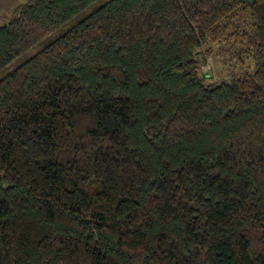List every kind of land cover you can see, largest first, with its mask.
I'll use <instances>...</instances> for the list:
<instances>
[{"label":"trees","instance_id":"obj_1","mask_svg":"<svg viewBox=\"0 0 264 264\" xmlns=\"http://www.w3.org/2000/svg\"><path fill=\"white\" fill-rule=\"evenodd\" d=\"M96 1L0 24V264H264V0H107L34 50Z\"/></svg>","mask_w":264,"mask_h":264},{"label":"rangeland","instance_id":"obj_2","mask_svg":"<svg viewBox=\"0 0 264 264\" xmlns=\"http://www.w3.org/2000/svg\"><path fill=\"white\" fill-rule=\"evenodd\" d=\"M106 1L107 0H97L96 2H94L93 4H91L82 13H80L79 15H77L76 16L77 18H75V19H73V20L65 23L60 29L56 30L50 36H48L47 38H45L37 47L34 48V50L42 47L44 44H47L50 40L54 39L56 36L62 34L65 30H67L68 28H70L71 26H73L77 20H79V19L83 18L84 16L88 15L91 11H93L95 8H97L98 6H100L101 4H103ZM250 1H252V0H250ZM12 16H13V13L12 12H6L5 15H3V16L0 17V24H2L4 22H6L7 20H9ZM33 51H31L30 53H32ZM26 56L27 55H24V57L18 58L15 62H13L7 68V70H12V68H14V66H16V64L20 63L21 60H23ZM218 60L220 61V59H218ZM210 67H211V69H210ZM206 68L208 69L206 71V73H210L211 71H213V69H214V60H213V57H210L209 58V61L207 62ZM7 70L1 71L0 72V77L3 76L7 72Z\"/></svg>","mask_w":264,"mask_h":264},{"label":"crops","instance_id":"obj_3","mask_svg":"<svg viewBox=\"0 0 264 264\" xmlns=\"http://www.w3.org/2000/svg\"><path fill=\"white\" fill-rule=\"evenodd\" d=\"M24 0H0V17L6 12H12Z\"/></svg>","mask_w":264,"mask_h":264}]
</instances>
